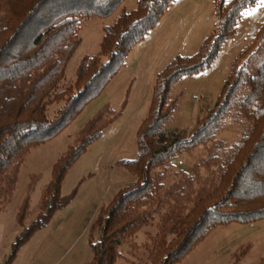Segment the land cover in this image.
Segmentation results:
<instances>
[{"label": "trees", "instance_id": "1", "mask_svg": "<svg viewBox=\"0 0 264 264\" xmlns=\"http://www.w3.org/2000/svg\"><path fill=\"white\" fill-rule=\"evenodd\" d=\"M123 1L0 0L2 205L12 196L29 151L52 139L106 87L172 0H137L134 9L122 8L115 21L103 27L100 47L106 59L85 55L74 81L60 85L80 44V25L91 16L107 17ZM258 1L214 0V27L198 49L191 55L176 54L156 73L148 111L136 131L135 156L114 164L139 179L120 188L99 210L100 234L90 242L89 264H118L123 245L142 249L145 257L136 264H179L214 228L264 218V61L252 74L232 62L222 99L204 117L187 132L165 128L176 102L172 85L208 67L233 36L243 11ZM54 102L62 104L49 116L48 106ZM121 112L105 103L79 128L53 162L37 212L27 224V196L19 206L16 221L22 229L1 264H13L18 249L72 200L77 186L61 194L65 173ZM227 127L238 131L230 143L218 137ZM199 145L204 154L188 168L177 167L175 157ZM38 179V174H31L28 191ZM150 226L156 231L148 242L132 240ZM249 247H237L227 264L242 261ZM258 264H264V256Z\"/></svg>", "mask_w": 264, "mask_h": 264}, {"label": "rangeland", "instance_id": "2", "mask_svg": "<svg viewBox=\"0 0 264 264\" xmlns=\"http://www.w3.org/2000/svg\"><path fill=\"white\" fill-rule=\"evenodd\" d=\"M136 5L137 0H124L107 17L91 16L80 25V44L66 65L60 85L74 81L76 68L85 55H100L101 61L106 59L101 55L100 47L103 27L111 25L122 8L129 11ZM177 5L178 8L171 11ZM213 5L214 0H172L166 10L170 18L167 24L154 27L144 40L136 44L127 55L124 66L95 98L83 106L70 124L52 139L29 151L20 167L12 196L4 205L0 202V264L5 261L22 229L16 221V213L24 198L28 197L31 211L24 220L27 224L37 212L53 162L66 150L79 128L98 108L108 103L112 109H122V112L65 173L61 194L66 195L77 186L72 200L58 209L45 227L35 231L13 259V264H89L92 257L90 242L97 240L100 234L96 222L99 210L120 188L139 179L114 164L119 159L135 156L136 131L148 111L156 73L176 54L191 55L198 49L204 37L213 30ZM155 29L157 32L153 34ZM263 61L264 0H259L243 11L233 36L225 40L208 67L184 75L172 85L170 94L176 102L165 128L187 132L204 117L222 99L232 62L252 74ZM61 104H50L48 115L52 116ZM237 135L235 127L218 132V137L227 143ZM204 152L199 145L177 155L174 163L177 161V167L188 168ZM31 174H38L39 179L28 191ZM155 231L154 226L143 228L132 240L137 244L146 243ZM245 243L250 247L238 264H258L264 256V218L214 228L179 264H227L236 248ZM122 253L123 258L118 264H136L145 257L142 249L133 250L128 245H123Z\"/></svg>", "mask_w": 264, "mask_h": 264}, {"label": "crops", "instance_id": "3", "mask_svg": "<svg viewBox=\"0 0 264 264\" xmlns=\"http://www.w3.org/2000/svg\"><path fill=\"white\" fill-rule=\"evenodd\" d=\"M180 4V3H179ZM178 8V5L176 6V7H172V9H171V11L173 10L174 11V9L176 10ZM167 10V9H166ZM166 10H165V12L163 13V15L160 17V19H159V21L157 22V24L154 26L155 28H159V24H162L161 26H164V25H166L167 24V22L170 20V18L169 17H167V14H166ZM174 13V12H173ZM173 13H171V15L170 16H172V14ZM166 14V15H165ZM153 27V28H154ZM153 28H151L150 30H152ZM149 30V31H150ZM149 31H147V33H145V35L139 40V41H137L134 45H133V47L131 48V50L136 46V44H139L142 40H144V38H145V36L148 34V32ZM155 33H153V34H156V32H157V30L155 29V31H154ZM130 50V51H131ZM129 51V52H130ZM129 54V53H128ZM127 54V55H128ZM127 57V56H126Z\"/></svg>", "mask_w": 264, "mask_h": 264}]
</instances>
